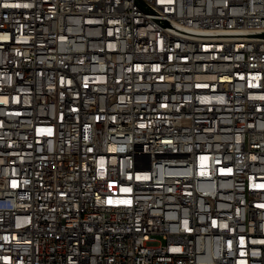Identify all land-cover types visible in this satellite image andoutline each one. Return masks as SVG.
I'll use <instances>...</instances> for the list:
<instances>
[{"label": "built area", "instance_id": "built-area-1", "mask_svg": "<svg viewBox=\"0 0 264 264\" xmlns=\"http://www.w3.org/2000/svg\"><path fill=\"white\" fill-rule=\"evenodd\" d=\"M0 264H264V0H0Z\"/></svg>", "mask_w": 264, "mask_h": 264}]
</instances>
